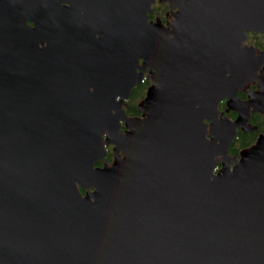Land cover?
Wrapping results in <instances>:
<instances>
[{"label":"water","instance_id":"1","mask_svg":"<svg viewBox=\"0 0 264 264\" xmlns=\"http://www.w3.org/2000/svg\"><path fill=\"white\" fill-rule=\"evenodd\" d=\"M156 1L0 0V264H264V0Z\"/></svg>","mask_w":264,"mask_h":264},{"label":"flooded vegetation","instance_id":"2","mask_svg":"<svg viewBox=\"0 0 264 264\" xmlns=\"http://www.w3.org/2000/svg\"><path fill=\"white\" fill-rule=\"evenodd\" d=\"M152 9H153V13L150 15L149 19L150 20H154L156 18H160L163 23H165L166 18L168 16H170L171 13H172V11L170 10L169 5L167 3H161L159 0H157L156 3L152 6ZM244 45L254 48L257 51L256 54L260 53V52L264 53V33H259V34L247 33V38H246V41H245ZM256 76H258V77L259 76H264V66H261L257 70ZM147 77H148V73H146L144 75V78H143L142 82L138 84V85L146 84V87H145L143 96L135 104V107H134V110H133L132 113L128 112L130 106H129V100L127 101V107L125 108V112L128 114L129 117H139L140 116V113H139V111L137 109V105L144 98L146 90H147V88L150 85L149 81L147 80ZM138 85H136L135 87H137ZM257 90H258L257 84L255 82L250 83L249 85L244 87L240 92H238L237 98L240 99V101L245 102V101H247L249 94L251 92H255ZM129 99H130V97H129ZM226 101L227 100H223L220 103V105L218 106V108H219V110L221 112V116L227 117V118H229L230 120L233 121L237 117V114H235L232 111H229L228 113L225 112ZM248 126H249V130L247 132H244L241 128L237 129L236 138L234 139L232 144L235 142V140L237 139V136L239 134H241V133L246 134V133L256 132L257 135L255 137V140L248 147L253 145L255 143L257 137L260 134H264V115L258 114L256 112L251 111V115H250V118H249ZM232 144L229 147V154L232 157H235L237 159L239 158L240 150L248 148V147L239 148L236 153H231L230 148L232 147ZM109 153L111 154V147H107V155ZM106 160H108L109 162L111 161V160L107 159V156H106ZM218 168H219V166H218Z\"/></svg>","mask_w":264,"mask_h":264},{"label":"trees","instance_id":"3","mask_svg":"<svg viewBox=\"0 0 264 264\" xmlns=\"http://www.w3.org/2000/svg\"><path fill=\"white\" fill-rule=\"evenodd\" d=\"M145 87H146V84H142V85H138L137 87H135L133 89V91L130 95V99H129V106H130L129 110H128L129 113L133 112L135 104L143 96ZM256 135H257L256 132L239 134L237 136V139L235 140V142L232 144V147L230 148L231 153H236L239 148L248 147L250 144L253 143ZM111 158H112V155L109 153L107 155V159L111 160ZM99 164H101V163H99Z\"/></svg>","mask_w":264,"mask_h":264}]
</instances>
